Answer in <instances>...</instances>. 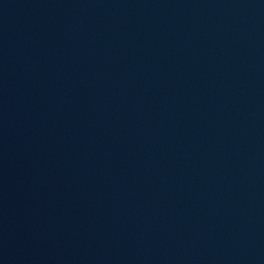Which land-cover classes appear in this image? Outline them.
<instances>
[{
    "label": "water",
    "instance_id": "water-1",
    "mask_svg": "<svg viewBox=\"0 0 264 264\" xmlns=\"http://www.w3.org/2000/svg\"><path fill=\"white\" fill-rule=\"evenodd\" d=\"M0 264H264V0H0Z\"/></svg>",
    "mask_w": 264,
    "mask_h": 264
}]
</instances>
